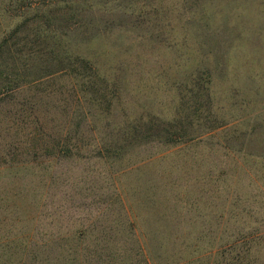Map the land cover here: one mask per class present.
I'll list each match as a JSON object with an SVG mask.
<instances>
[{"label": "rangeland", "instance_id": "obj_1", "mask_svg": "<svg viewBox=\"0 0 264 264\" xmlns=\"http://www.w3.org/2000/svg\"><path fill=\"white\" fill-rule=\"evenodd\" d=\"M16 1L0 39L96 73L10 100L53 147L0 158V264H264V0Z\"/></svg>", "mask_w": 264, "mask_h": 264}, {"label": "trees", "instance_id": "obj_2", "mask_svg": "<svg viewBox=\"0 0 264 264\" xmlns=\"http://www.w3.org/2000/svg\"><path fill=\"white\" fill-rule=\"evenodd\" d=\"M25 1H16L19 3L20 9L29 8L24 6ZM63 8L69 10L70 6L66 5ZM57 13H59L58 10ZM27 23L28 19H24L11 33H4L0 39V148H3L0 158H2L1 161L8 159L12 163L16 160L13 157L16 156L14 154L19 147L21 150L29 147L30 151L49 154L52 152L53 146L50 147L47 141L49 136H47L46 125L48 121L47 102L43 101L45 98L43 96L29 97L30 99L27 101V103H33V106L44 104L42 111L45 115L44 121H40L36 117L30 105H27L26 109H22L23 104H16L15 106L20 109L17 108L15 111L8 109V105L12 104L10 100L12 101L17 95L28 93L34 95L35 91L40 90V92H44L51 89L52 83L61 82L62 79L71 82L69 89H72L73 94L77 95L83 90L92 88L91 84L79 83L80 78L81 80L85 79V73L82 70L89 72V74L86 73L87 75L96 73L94 66L88 60L74 55L71 48L67 47L62 39H58L57 45L53 44L52 48L46 50L43 48L40 53L36 52L34 48H24L26 44L12 43L11 40L18 35L21 29L26 27ZM46 31H50V29L48 28ZM37 34L41 35V31H37ZM43 36L50 37L49 35ZM34 41L32 45H34ZM27 43L31 42L27 41ZM77 98L76 96L75 100ZM65 111V109H61L59 113L64 114ZM179 119V113H176L174 122L170 126L163 127L161 124H157L148 128L155 133V139H161L163 136L166 143H174L186 137L184 126L178 123ZM55 147L58 148L57 152L60 154L68 151L64 145H61L60 140L55 144Z\"/></svg>", "mask_w": 264, "mask_h": 264}]
</instances>
